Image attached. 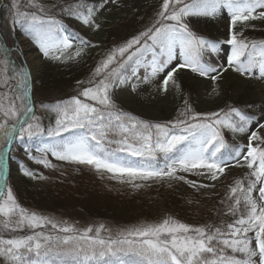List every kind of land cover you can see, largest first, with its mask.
Instances as JSON below:
<instances>
[{
    "label": "snow or ice",
    "instance_id": "1",
    "mask_svg": "<svg viewBox=\"0 0 264 264\" xmlns=\"http://www.w3.org/2000/svg\"><path fill=\"white\" fill-rule=\"evenodd\" d=\"M108 2L103 0L104 4ZM14 7L18 9L15 22L44 56L61 60L65 51L72 48L60 34L61 23L43 14V7L33 3L41 14ZM63 11L85 26L94 24L93 8L81 11L77 6ZM221 15L228 21V39L223 41L200 37L186 23L189 17L215 19ZM251 21H264V0H162L156 23L102 61L89 81L91 87H86L80 97L51 108L58 118L48 135L63 137L71 133L70 138L36 148L39 156L26 149L29 160L46 168L53 167L47 159L51 154L55 160L89 166L116 179L134 182L170 178L184 180L197 189L214 185L187 181L177 173L215 181L235 161V166L250 170L252 179L247 188L243 181H236L230 189L229 200L234 199L230 214L235 216L243 201L241 214L226 226L216 228H193L169 218L157 225H142L104 238L100 235L103 226L81 232L22 208L5 180L11 158L5 153L14 147V141L32 140L44 132L29 104L27 71L13 72L7 50L0 49L4 53L0 59L4 88L0 92V227L24 233L0 238V258L7 264H264V117L253 121L236 108L211 115L191 114L188 109L181 113L183 119L173 123L149 124L117 109L111 97L113 89L124 85L135 91L137 85L132 78L148 84L162 77L159 90L167 93L170 84L179 87L174 77L181 70L211 80L213 92L228 69L247 76L258 67L264 73V41L242 38L245 29L255 30ZM238 25L244 28L238 30ZM222 45L230 50L226 65L213 66L205 55H218ZM81 54L77 50L67 58ZM140 68L145 69L143 76L138 75ZM222 128L247 133V142L232 152L230 159L223 156L228 146L222 138ZM110 134L119 139L109 140ZM112 143L120 146L109 151L105 144ZM124 152L139 159L123 160L117 153ZM158 157H162V167L153 163ZM21 168L24 175L36 178L23 164ZM253 192L257 199H253Z\"/></svg>",
    "mask_w": 264,
    "mask_h": 264
},
{
    "label": "rangeland",
    "instance_id": "2",
    "mask_svg": "<svg viewBox=\"0 0 264 264\" xmlns=\"http://www.w3.org/2000/svg\"><path fill=\"white\" fill-rule=\"evenodd\" d=\"M32 1L45 9V15L61 23L63 30L60 34L69 40L72 48L65 51L64 57L61 60H54L44 56L26 32L16 30L15 37L17 38L24 63L30 74L31 85L35 88L37 87L40 95L43 94L45 88H48V85L52 87L58 84L57 81H63L61 87L64 89L58 95L44 97L36 95L38 100L33 104V113L39 118L38 122L44 134L35 136L32 140L39 138V143L35 144L32 140L23 142L14 141V147L9 149V153L8 151L5 153L6 156L11 157L7 161L5 169L6 182L16 202L29 212H35L41 216L49 217L54 221L74 226L81 232L89 227L95 230L103 226L104 231L100 235L104 238H107L109 235L114 237L118 232L142 225H157L169 218L193 228L205 227L204 221L211 212L210 198L219 195L229 180L238 179L239 177L252 179L250 170L246 166H235V161H231L233 166L228 167L224 175L215 181L208 180L199 175L178 172L177 175L183 176L187 181H197L214 186L197 189L190 186L189 183H185L184 180H181L190 187L192 195L199 196H191L192 199L186 202V205L180 209V212L166 215L158 223L149 221L144 217L137 219L138 222L136 224L133 223L128 227L111 226L105 219L93 218L86 210L73 206V202H70L71 206L61 208L53 205L51 195H55L57 199L65 197L67 184L75 183L79 180L82 182H90L97 179H107L118 183L128 182L135 185H140L144 182L175 180L163 178L159 180H136L129 182L127 178L123 180L116 179L110 173L97 172L89 166L55 160L51 154L47 155V159L51 161L53 167L46 168L43 165L35 164L29 160L26 153V149H31L33 155L39 156L40 153L35 151L36 148L42 147L45 144H53L50 142V139H57L58 137H52L48 135V132L56 127V119L58 116L56 112L51 111V108L59 103L80 97V93L86 87L92 86L89 81L94 78L93 74L101 62L111 55L114 50L125 46L130 41L125 43V41L121 40L122 36L120 38L108 37V30L137 21L140 22L139 27L141 26L142 28L141 32L135 37L140 36L156 23L162 0H116L115 3L109 0L107 4H104L103 0L84 2L82 7H80L81 11L90 7L95 12L94 24L88 26L83 25L71 15H65L57 9L60 5H68L67 1L69 0ZM18 4L19 1L15 5ZM101 5L103 6L101 7ZM96 9L99 10L96 11ZM19 10L35 12L30 7L27 9H20L19 7ZM17 12L18 9L16 8V15ZM36 13L39 14L38 12ZM186 23H188L192 32L198 36L202 34L208 36L210 37L208 39L210 41L216 42L228 39V21L224 15L215 19L189 17ZM249 23L255 25L254 31L264 33V21H251ZM69 27L71 28L70 31L75 32V36L69 35L71 34L69 33ZM241 28H244V25H238V30ZM247 30L252 29H245L243 34ZM77 50L81 51V56L72 59L67 58L73 57ZM31 55L35 57L34 59L37 62L34 71L31 70L27 63L29 57H32ZM229 55L230 50L222 45L218 55L206 54L205 59L210 61L209 63L211 65L220 67L221 65H226ZM0 59L2 58L0 57ZM148 59H151V54H148ZM175 63L174 61L173 66ZM144 74L145 69L140 68L138 75L143 76ZM161 78L157 77L148 84L139 83L135 78H132V83L137 85L135 91L132 90L130 85L113 89L111 97L116 108L127 111L144 121L166 125L178 119H183L184 117L181 116V113L188 109L191 110V114L201 115H211L221 112L220 110L224 103L227 100H231L233 102L241 101L243 106L239 110L249 116L251 120L259 121L261 117H264V73H261L258 67L247 76L228 69V71L223 72L222 78L217 81V90L215 92L212 90L213 85L211 80L199 77L188 70H181L175 74L174 79L179 87L176 88L170 84L167 93L159 90V80ZM0 81L3 84V81ZM183 84H188L192 89L193 98L191 100L193 102L191 104H185L181 99L184 96ZM81 99L83 98L81 97ZM86 102L90 103V101ZM187 106L189 107L187 108ZM252 127H255V124ZM251 130L250 128L249 131ZM220 131L221 135H230V140L238 145L236 149L247 142V133L242 135L234 133L227 128H222ZM261 131L264 133V130ZM108 139H119V137H113L110 134ZM119 146L116 143L105 144V147L109 151ZM119 154L125 157L123 160L137 161V158L129 156L126 152ZM226 159H230V157ZM21 164L31 170L36 178L33 179L30 176L24 175ZM160 166L162 167L163 163ZM40 177H43V179ZM252 196L253 199H257L256 192H253ZM49 202L51 204H48ZM25 232H28V229H25ZM22 235H24L23 232H11L0 227V238H15ZM253 247H255L254 241ZM236 255L239 256L240 254ZM256 259L258 260V257ZM0 264H7V262L4 258H0Z\"/></svg>",
    "mask_w": 264,
    "mask_h": 264
},
{
    "label": "trees",
    "instance_id": "3",
    "mask_svg": "<svg viewBox=\"0 0 264 264\" xmlns=\"http://www.w3.org/2000/svg\"><path fill=\"white\" fill-rule=\"evenodd\" d=\"M18 1L20 9H27L30 7L33 11L39 13L38 7H40H33L32 0H0V49L7 50V59L12 65L13 72L17 69L27 71L23 55L15 37L16 28L25 32L20 24L15 22L18 17L16 15V7H14V5ZM87 1L92 2L93 0H69L67 1L68 5H60L57 9L65 15H69L63 11L64 8L77 6L80 8L83 3ZM139 25L140 22L136 21L121 25L118 28L109 29L108 37L120 38L122 36L121 40L126 43L141 32L142 27H139ZM200 36L208 37L203 34ZM245 37L252 41H264V33L261 31L247 30L243 34L242 38ZM0 57L2 59L4 58V53L2 51H0ZM27 80L29 88V77H27ZM57 82L58 84H55L52 87L48 85V88L43 90L44 92L42 95H40V91L37 87L33 91L29 90V95L33 97V104H35L38 100L36 95L44 97L58 95L63 92L64 89L61 87L63 81ZM183 90L184 96L181 99L185 104H191L193 102V100H191L193 98L191 87L188 84H183ZM0 91H4L1 81ZM242 106L243 103L241 101L233 102L231 100H227L220 111L221 114H223L222 110L230 111L233 108L241 109ZM188 107L189 106H187V108ZM123 112L129 113L127 111ZM145 122L154 124L148 121ZM71 135V133H65L63 137H58L56 142H59L62 139L70 138ZM222 138L228 146L227 150L223 152V156L226 159L231 157V153L236 150L238 145L230 140L229 134L222 135ZM37 141L38 139L32 140L35 144L39 143ZM117 155L121 157V159L125 158L119 153H117ZM138 159L139 158L136 160ZM153 163H158L160 165L162 163V157H158L157 161H153ZM248 180L249 179L246 177L229 180L219 195L210 198L211 212L204 221L205 227L216 228L226 226L241 214L243 210V201L241 202L240 209L237 211L236 215L234 216L230 214L229 206L234 202V199L229 200L230 189L235 186L236 181H243L245 188H247ZM66 188L65 197L63 198L60 197V199H57L55 195H51V201H53V205H55V207L61 208L71 206L70 202H73V206L86 210L93 218L97 217L105 219L111 226L118 227H128L133 223L136 224L138 222L137 219L144 217L149 221L158 223L166 215L177 214L180 212V209L186 205V202H189L192 199L191 196H199L192 195L190 187H188L183 181H177L176 179L163 180L160 182H144L138 187L132 183H118L107 179H97L90 182H82L79 180L75 183L67 184ZM226 202H228V204H226ZM48 204H51V202Z\"/></svg>",
    "mask_w": 264,
    "mask_h": 264
},
{
    "label": "bare ground",
    "instance_id": "4",
    "mask_svg": "<svg viewBox=\"0 0 264 264\" xmlns=\"http://www.w3.org/2000/svg\"><path fill=\"white\" fill-rule=\"evenodd\" d=\"M34 58L35 57L32 56V57H29V59L27 60V63H28V65H29V67L31 68L32 71H34L36 69V66H37V62H36V60Z\"/></svg>",
    "mask_w": 264,
    "mask_h": 264
}]
</instances>
